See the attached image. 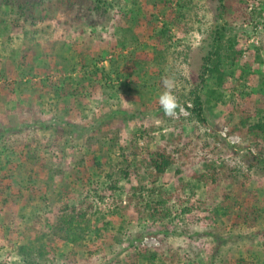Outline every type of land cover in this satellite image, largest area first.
I'll return each instance as SVG.
<instances>
[{
  "label": "rangeland",
  "instance_id": "1",
  "mask_svg": "<svg viewBox=\"0 0 264 264\" xmlns=\"http://www.w3.org/2000/svg\"><path fill=\"white\" fill-rule=\"evenodd\" d=\"M96 1L1 5L0 264H148L152 254L157 264H264V167L254 158L264 139L248 130L264 122V0H227V11L217 0H118L107 13ZM218 25L223 54L242 56L223 62L224 85L207 76L202 123L192 91ZM165 77L175 117L159 104ZM177 145L189 156L154 182L148 156ZM209 164L231 174L211 197L193 176ZM130 182L141 206L173 195V216L140 217ZM224 192L231 218L212 216ZM66 202L92 204L109 237L91 228L78 243L48 244L44 257L22 254L37 249L29 228L39 219L49 230Z\"/></svg>",
  "mask_w": 264,
  "mask_h": 264
},
{
  "label": "trees",
  "instance_id": "2",
  "mask_svg": "<svg viewBox=\"0 0 264 264\" xmlns=\"http://www.w3.org/2000/svg\"><path fill=\"white\" fill-rule=\"evenodd\" d=\"M4 1L8 0H0V8ZM118 0H97L96 9L100 10L103 8V13H107L108 10L115 5ZM220 11H227L231 7V4L227 0H217ZM29 5V3H28ZM29 7L27 6V9ZM30 9V8H29ZM226 26L218 25L212 33V41H209L203 50L202 53V66L199 71L198 79L196 80V87L194 91H192V102L193 107L190 108L192 113L200 120L202 123L207 122L206 118V102L203 99L202 95V87L206 83V78L211 73H217V80L220 86L224 85V73L222 72L221 66L223 62L229 58L233 63L237 62L239 58L242 56V49L234 47L233 55H229L226 57L223 54L224 46V38H225V30ZM232 46V45H230ZM210 92H215L211 91ZM246 124V123H245ZM248 130L252 133L257 134L258 137L262 136L264 139V122L260 121L257 124L250 126ZM4 133V130L0 131V136ZM179 142H181V138H178ZM187 146L179 147L172 150H168L166 147H160L159 149L153 151L148 156V165L151 169V173L153 175V181L156 182L160 177L165 175L168 169L178 162V158L180 157H188V152L186 151ZM256 162L259 165L264 167V155L261 153L259 155H254ZM227 167H223L222 170L216 166L211 164L207 165V169L203 173H194V178L197 180L204 182L207 187V192L209 196H212V192L216 190L218 186L221 185V182L230 183L231 174H228L226 169ZM182 169L178 170L177 173L181 174ZM129 188L132 192L127 197L128 205L132 206L135 204V211L138 213L140 217H149L154 220H165L169 219L173 216V211L169 206V202L172 200L173 195L165 196L163 192H159L157 194L156 199H152L151 201H146L143 206L140 205L141 199L143 198L142 188L137 186H132V182L129 183ZM154 190L151 191V193ZM241 195L239 194V197ZM204 205L207 203L200 202ZM200 207V206H199ZM234 204L229 201V196L224 192L221 197V202L215 205L212 216H225L231 218L232 209ZM93 205L89 204H79L78 206H70L68 202H66L63 206H57L54 208V215L52 217L51 225L49 230H43L39 227V223L41 220H37L33 226L29 229V234L36 243L37 249H33L29 246H21L20 252L26 255L28 254L31 258L33 257L35 252H38V255L41 257L46 256V253L49 251L48 244H53L55 242H70V243H78L83 240L87 231L93 228L96 236L98 238L107 239L109 235L107 234V228L109 221H102V218H96L93 221L91 212ZM206 208V207H205ZM206 210H208L206 208ZM183 211L191 213V207H185ZM249 215V213H248ZM252 215V213H251ZM211 219L212 217H208ZM236 218L241 219L242 215L236 213ZM218 240L219 237H216ZM219 246H217L218 249ZM146 256V255H144ZM157 255L152 254L147 257L148 264H157L156 259Z\"/></svg>",
  "mask_w": 264,
  "mask_h": 264
},
{
  "label": "clouds",
  "instance_id": "3",
  "mask_svg": "<svg viewBox=\"0 0 264 264\" xmlns=\"http://www.w3.org/2000/svg\"><path fill=\"white\" fill-rule=\"evenodd\" d=\"M162 82L165 90L159 96V104L163 108L165 115L168 117H175L177 115L176 109L180 107V105L177 97L172 94L174 82L167 77L163 78ZM181 111H183L182 108Z\"/></svg>",
  "mask_w": 264,
  "mask_h": 264
}]
</instances>
